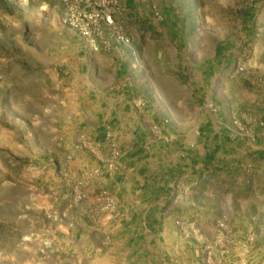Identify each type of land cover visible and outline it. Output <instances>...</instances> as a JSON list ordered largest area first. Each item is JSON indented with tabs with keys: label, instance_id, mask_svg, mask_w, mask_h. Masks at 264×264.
<instances>
[{
	"label": "rangeland",
	"instance_id": "rangeland-1",
	"mask_svg": "<svg viewBox=\"0 0 264 264\" xmlns=\"http://www.w3.org/2000/svg\"><path fill=\"white\" fill-rule=\"evenodd\" d=\"M146 1L155 20L168 14L187 24L191 47H198L186 52L192 53L188 67L214 61L207 87L216 100L201 99L206 107L178 106L186 124H196L208 109L237 137L264 145V0ZM164 4L174 6L167 12ZM62 9L61 0H0V264H90L91 247L100 238L99 212L110 210L102 192L89 191L88 173L76 162L80 143L67 118L72 102L65 87L84 46H91L63 23ZM125 14L117 23L132 43V23ZM163 43L161 36L145 38L140 52L150 57ZM100 48L104 45L93 49ZM169 62L183 66L178 54ZM163 63L155 61L157 72ZM157 80L168 86L164 76ZM178 90L179 83L173 95ZM232 155L237 176L231 185L246 198L235 206L252 208L257 217L245 220L247 242L253 244L264 238L258 195L264 188L259 166L264 161L251 166L241 148ZM249 175L253 180L246 184ZM219 227L232 228L228 219H221ZM104 240L110 244V229Z\"/></svg>",
	"mask_w": 264,
	"mask_h": 264
},
{
	"label": "crops",
	"instance_id": "crops-1",
	"mask_svg": "<svg viewBox=\"0 0 264 264\" xmlns=\"http://www.w3.org/2000/svg\"><path fill=\"white\" fill-rule=\"evenodd\" d=\"M123 2L132 43L84 46L65 87L72 102L67 118L80 143L76 162L88 173L89 191L113 201L109 212H99L100 238L91 247L90 264H264V238L247 242L245 220L257 217L252 208L235 206L246 198L234 192L237 172L229 160L241 148L251 166H258L264 145L237 137L208 109L196 124H186L178 106L206 107L216 100L207 87L214 61L188 67L192 53L186 52L198 47H191L187 24L168 14L155 20L146 0ZM170 5L163 10L170 11ZM158 36L164 46L146 57L142 40ZM177 54L180 68L169 62ZM157 59L165 61L159 72ZM157 75L165 77L167 87ZM178 83L180 92L173 95ZM259 166L264 171V162ZM249 180L251 175L246 184ZM254 195L260 196L264 219V188ZM221 219H228L230 231L219 227Z\"/></svg>",
	"mask_w": 264,
	"mask_h": 264
},
{
	"label": "built area",
	"instance_id": "built-area-1",
	"mask_svg": "<svg viewBox=\"0 0 264 264\" xmlns=\"http://www.w3.org/2000/svg\"><path fill=\"white\" fill-rule=\"evenodd\" d=\"M62 21L75 30L93 48L105 42H117L127 44L130 38L118 26V15L126 12L125 4L119 0H61ZM262 124V123H261ZM264 127V126H263ZM264 135V128L262 130ZM118 155L115 151L114 157ZM113 167L112 163H109ZM110 209L113 201L107 196Z\"/></svg>",
	"mask_w": 264,
	"mask_h": 264
}]
</instances>
